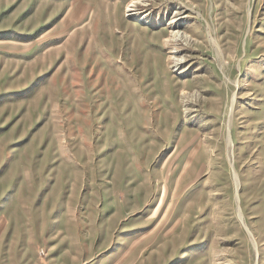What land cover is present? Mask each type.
I'll use <instances>...</instances> for the list:
<instances>
[{
  "label": "rangeland",
  "instance_id": "1",
  "mask_svg": "<svg viewBox=\"0 0 264 264\" xmlns=\"http://www.w3.org/2000/svg\"><path fill=\"white\" fill-rule=\"evenodd\" d=\"M133 1L0 0V264H264V0Z\"/></svg>",
  "mask_w": 264,
  "mask_h": 264
},
{
  "label": "bare ground",
  "instance_id": "2",
  "mask_svg": "<svg viewBox=\"0 0 264 264\" xmlns=\"http://www.w3.org/2000/svg\"><path fill=\"white\" fill-rule=\"evenodd\" d=\"M137 2H139V1H137V0H135V1H133L130 5H129V8H128V10L130 11V13L131 14H133V15H137V11L135 10V6L137 5ZM175 21V25H176V27H178L176 30H173L172 31V35H173V37L175 38V39H188V37L190 36L189 34H188V32H185V31H182L181 29H179V26H180V24H178V23H180L179 21H177V20H174ZM230 80V79H229ZM228 145H229V151H230V153H231V149H232V140H228ZM236 180H237V201H239V199H240V197H239V191H238V187H239V179H238V176H236Z\"/></svg>",
  "mask_w": 264,
  "mask_h": 264
}]
</instances>
